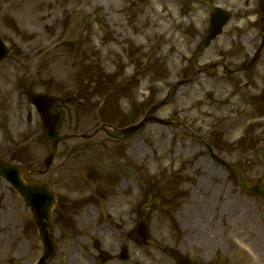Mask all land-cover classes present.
<instances>
[{
  "label": "rangeland",
  "instance_id": "1",
  "mask_svg": "<svg viewBox=\"0 0 264 264\" xmlns=\"http://www.w3.org/2000/svg\"><path fill=\"white\" fill-rule=\"evenodd\" d=\"M193 1L192 4L190 0H0V30L11 48L10 57L0 67V154L30 166L38 164L46 154L44 138L38 135L37 125L26 126V116L22 109L28 103L21 90L23 80L29 82L37 78V89L76 98L72 114L79 118L88 115L89 120L98 115L104 117L116 114L117 107L123 111L128 107L134 108V113L138 115L148 105H159L168 88L180 77V73L171 66L173 58L177 64H183L184 60L180 56L187 57L194 46L192 40L196 36H204L209 1L219 0ZM222 1L229 6L234 4L237 11L222 36L212 42L200 58L199 54L196 55V62L201 64L215 60L220 50L230 46L232 36L244 35L243 42L248 52L257 44L258 40L253 38L258 35V21H254L256 17L253 15L249 17L250 9H241L239 0ZM253 2L258 3V0ZM187 6L190 7L188 12L185 11ZM112 25L118 32V38H114L115 31L110 29ZM112 38L118 47L110 41ZM143 60H146L148 67L146 73L142 72ZM93 62L103 64L107 69L103 68L101 74L93 67ZM259 67L261 74L258 76L263 78L264 57ZM202 82L201 85L182 87L172 94L167 104L158 108L157 115L208 114L206 93L215 92L217 83L212 84V80L207 78ZM81 97L84 101L79 100ZM109 97L112 110L105 112L104 98ZM133 140L137 155L140 153L145 162L150 163L151 173H156L159 166L166 168L162 151L165 150L166 141L161 126L152 124ZM105 153V166L113 161L120 162L119 158L115 160L113 154L105 156ZM140 173L145 177L148 171L142 166L137 170V174ZM50 177V174L44 175L46 179ZM72 178L67 181L73 186L76 183L70 180ZM111 178L115 180L114 183L110 180L114 185L118 177ZM102 180L106 181V178ZM142 182L145 181L138 182L137 177L133 185L136 195ZM63 183L59 178L55 184L56 191L62 196L72 194L68 189L77 191L72 196L83 191V188ZM5 188L6 193L10 194L8 185L0 178V195H3ZM165 193L171 195L167 191ZM208 196L209 193L202 194L196 201L201 210L208 209ZM249 208L253 211L258 208L260 217L264 218V200L249 205ZM160 221L161 218L155 224L159 232L157 236L165 239L168 235L162 233L163 223ZM262 226L264 223H259L260 235ZM244 236L249 242L258 241L257 237L251 240V237L256 236L253 229L244 231ZM60 240L64 241L65 247L59 250L62 254L57 255V264H68L70 259L81 258L79 254H72L63 232ZM33 249H28L30 256H34ZM150 250L149 247L144 250L135 249V258H140L142 263L153 264L147 259ZM256 252L264 260V246ZM26 253L25 248V258H28ZM239 256L248 259L244 252L231 250L229 264H238L241 260ZM29 263L30 260L24 262Z\"/></svg>",
  "mask_w": 264,
  "mask_h": 264
},
{
  "label": "flooded vegetation",
  "instance_id": "2",
  "mask_svg": "<svg viewBox=\"0 0 264 264\" xmlns=\"http://www.w3.org/2000/svg\"><path fill=\"white\" fill-rule=\"evenodd\" d=\"M224 62V61H222ZM225 72L232 76L235 82L231 85L232 88L241 91V83L238 70L242 71V66H233L228 62H224ZM229 65V66H228ZM233 71V72H231ZM229 106V107H228ZM227 114L220 119L216 114H212L203 123L201 119L195 121V134L200 136V130L203 126L207 125L209 131L206 133L207 142L204 150L207 153L206 157L200 158L196 156L194 161V173L197 178L209 177L208 181L213 187H217L218 191L223 194V197L231 198V187L239 186L246 187L256 183L258 180L264 182V98L256 99L246 92H241L239 98L228 104ZM204 124V125H202ZM241 131V133L233 139V134ZM249 136L253 141L249 143V149L244 142V138ZM202 140V139H198ZM198 145V142L196 143ZM246 145V146H245ZM202 165V166H201ZM204 171V175L200 174ZM127 206L123 210V205L114 206L112 202H108V212L115 214L116 220L113 221L109 215L106 218L109 220L106 224L102 222L93 221L90 219H97L99 217V209L94 212H85L84 217L85 225L87 226L83 233V242L93 244L94 235L101 234V244L104 246L106 242L101 240L113 230V237L120 234L127 233L129 228L134 225L135 208L129 205L128 202H123ZM193 210H189V217L193 218ZM220 214L225 217L227 221H231L233 217L239 218L238 213L232 212L229 205L226 210L220 211ZM190 221L187 220L185 225H189ZM220 236L215 238L217 245L220 248H225L229 244L230 232L223 233V228H220ZM197 239V237H195ZM207 240V235L201 237L200 240ZM115 241H110L112 247L115 246ZM173 253V252H172ZM194 261V259L192 258ZM89 261L93 264H102L100 260L90 258ZM214 257L211 259V264H214ZM131 263V260L127 261Z\"/></svg>",
  "mask_w": 264,
  "mask_h": 264
},
{
  "label": "water",
  "instance_id": "3",
  "mask_svg": "<svg viewBox=\"0 0 264 264\" xmlns=\"http://www.w3.org/2000/svg\"><path fill=\"white\" fill-rule=\"evenodd\" d=\"M0 174H2L5 178L14 181L15 186L21 190L22 192H25L27 199H31L32 197L35 199L36 202L39 204H42L47 194L39 193L41 195L42 199L38 198L37 191L34 190V188H37V185H25L21 182L20 178L23 174H27L22 168L12 166L10 164L5 163L4 161L0 160Z\"/></svg>",
  "mask_w": 264,
  "mask_h": 264
}]
</instances>
